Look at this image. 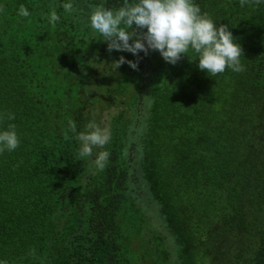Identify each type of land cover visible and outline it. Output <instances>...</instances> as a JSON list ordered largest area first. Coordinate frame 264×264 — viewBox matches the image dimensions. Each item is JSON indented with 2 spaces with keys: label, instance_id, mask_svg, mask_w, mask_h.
<instances>
[{
  "label": "trees",
  "instance_id": "16d2710c",
  "mask_svg": "<svg viewBox=\"0 0 264 264\" xmlns=\"http://www.w3.org/2000/svg\"><path fill=\"white\" fill-rule=\"evenodd\" d=\"M60 3L0 0V123L21 139L0 154V259L264 264V3L196 0L243 49L244 71L211 77L184 55L108 51L87 14L124 0ZM120 56L138 67L112 72ZM91 119L111 129L103 170L71 130Z\"/></svg>",
  "mask_w": 264,
  "mask_h": 264
},
{
  "label": "clouds",
  "instance_id": "9594fccd",
  "mask_svg": "<svg viewBox=\"0 0 264 264\" xmlns=\"http://www.w3.org/2000/svg\"><path fill=\"white\" fill-rule=\"evenodd\" d=\"M245 2L241 0L242 4ZM258 2L264 3V0ZM60 7L65 13L76 11L74 0H61ZM90 9L88 24L102 37L100 41L107 43L108 51H127L133 55L143 52L147 55L149 50H155L170 64L177 63L184 55L195 61L197 67L210 77L226 69L234 72L245 70L241 59L244 57L243 49L229 25H217L216 20L201 10L196 0H124L119 7L98 4L90 6ZM18 14L28 17L31 13L21 5ZM46 18L49 23L61 19L55 8H49ZM124 63L133 69L138 67L137 61L124 56L107 65L114 72ZM14 119V113L7 114L8 121ZM71 130L80 142V156L93 158L90 170H103L111 155L105 148L111 140V129L91 119L83 131H78L75 124ZM20 143L15 123H0V154L14 151ZM0 264L8 262L0 259Z\"/></svg>",
  "mask_w": 264,
  "mask_h": 264
},
{
  "label": "rangeland",
  "instance_id": "374dc122",
  "mask_svg": "<svg viewBox=\"0 0 264 264\" xmlns=\"http://www.w3.org/2000/svg\"><path fill=\"white\" fill-rule=\"evenodd\" d=\"M104 119H106V117H104Z\"/></svg>",
  "mask_w": 264,
  "mask_h": 264
}]
</instances>
